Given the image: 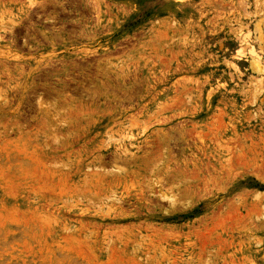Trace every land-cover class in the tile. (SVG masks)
<instances>
[{"label": "rangeland", "instance_id": "obj_1", "mask_svg": "<svg viewBox=\"0 0 264 264\" xmlns=\"http://www.w3.org/2000/svg\"><path fill=\"white\" fill-rule=\"evenodd\" d=\"M0 264H264V0H0Z\"/></svg>", "mask_w": 264, "mask_h": 264}]
</instances>
